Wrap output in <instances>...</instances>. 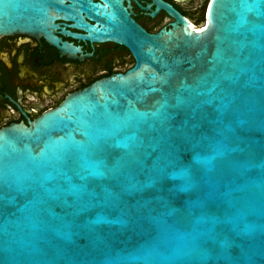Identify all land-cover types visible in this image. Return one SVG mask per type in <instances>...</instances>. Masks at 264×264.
<instances>
[{"label":"water","instance_id":"1","mask_svg":"<svg viewBox=\"0 0 264 264\" xmlns=\"http://www.w3.org/2000/svg\"><path fill=\"white\" fill-rule=\"evenodd\" d=\"M153 1L155 33L118 0H0V36L72 51L65 19L134 58L0 129V264H264V0L198 29Z\"/></svg>","mask_w":264,"mask_h":264},{"label":"flooded vegetation","instance_id":"2","mask_svg":"<svg viewBox=\"0 0 264 264\" xmlns=\"http://www.w3.org/2000/svg\"><path fill=\"white\" fill-rule=\"evenodd\" d=\"M118 1L128 16L149 33L168 29L175 21L164 9L155 11L153 0ZM162 1L175 8L193 28L205 23L208 0ZM55 23L52 33L59 38L58 43H71L72 51L51 44L40 34L0 36V129L19 122L29 125L68 94L99 78L123 73L134 64L133 55L124 45L71 35H83L85 31L72 26L70 20L57 19Z\"/></svg>","mask_w":264,"mask_h":264}]
</instances>
